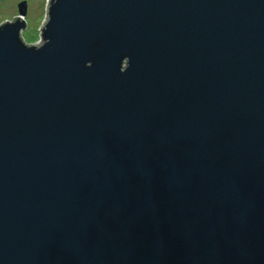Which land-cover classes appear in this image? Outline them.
Segmentation results:
<instances>
[{"label": "water", "instance_id": "obj_1", "mask_svg": "<svg viewBox=\"0 0 264 264\" xmlns=\"http://www.w3.org/2000/svg\"><path fill=\"white\" fill-rule=\"evenodd\" d=\"M27 10L0 25V264H264V0H50L32 44Z\"/></svg>", "mask_w": 264, "mask_h": 264}, {"label": "rangeland", "instance_id": "obj_2", "mask_svg": "<svg viewBox=\"0 0 264 264\" xmlns=\"http://www.w3.org/2000/svg\"><path fill=\"white\" fill-rule=\"evenodd\" d=\"M22 1H27L28 4L25 16L27 25L22 36L28 43H36L41 40L40 33L46 21L50 0H3L0 2V25L20 16L19 4Z\"/></svg>", "mask_w": 264, "mask_h": 264}]
</instances>
